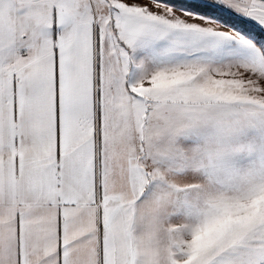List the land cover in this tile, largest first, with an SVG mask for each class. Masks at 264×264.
<instances>
[{
  "label": "snow or ice",
  "instance_id": "6c2138e0",
  "mask_svg": "<svg viewBox=\"0 0 264 264\" xmlns=\"http://www.w3.org/2000/svg\"><path fill=\"white\" fill-rule=\"evenodd\" d=\"M0 264H264V0H0Z\"/></svg>",
  "mask_w": 264,
  "mask_h": 264
}]
</instances>
